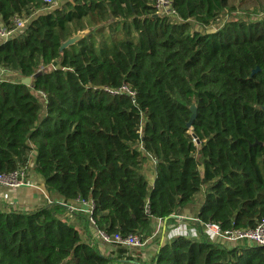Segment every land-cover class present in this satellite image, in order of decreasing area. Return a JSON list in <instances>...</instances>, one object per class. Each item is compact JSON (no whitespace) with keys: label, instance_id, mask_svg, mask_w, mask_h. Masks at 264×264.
<instances>
[{"label":"trees","instance_id":"obj_1","mask_svg":"<svg viewBox=\"0 0 264 264\" xmlns=\"http://www.w3.org/2000/svg\"><path fill=\"white\" fill-rule=\"evenodd\" d=\"M152 3L0 0V22L27 19L0 41V68L19 77L0 81V173L27 166L63 199L0 209V264H264L259 246L201 233L160 232L147 262L121 246L104 254L62 218L68 202L91 200L95 226L78 212L86 225L147 239L199 193L198 229H252L264 217V0H171L173 20ZM121 85L134 96L106 91Z\"/></svg>","mask_w":264,"mask_h":264},{"label":"built area","instance_id":"obj_2","mask_svg":"<svg viewBox=\"0 0 264 264\" xmlns=\"http://www.w3.org/2000/svg\"><path fill=\"white\" fill-rule=\"evenodd\" d=\"M153 13L155 15L163 16L171 20L177 19V14L172 7L171 0H152ZM46 6H51L55 3L54 0H43ZM27 24V19L15 15L11 18L9 24L0 22V41H4L13 35L24 30ZM43 69L40 68V70ZM9 70L0 69V81L6 79V75H12ZM106 91L115 95L117 93L124 92L130 96H134L128 86L121 85L117 88H107ZM32 182L29 179L27 166L20 167L10 172L0 173V186L19 188L22 186H31ZM94 204L91 200L76 199L74 203L67 206V209L74 212H82L87 215L88 221L91 225L95 226L94 219L91 216ZM197 221V218H179L173 225L163 226L162 220H157V225L153 228V235L150 238L155 237L160 233V229L163 226V236L169 240L171 238L180 236L185 238H197L200 233L203 234L207 240L220 244V245H236L241 242H247L263 248L264 251V217L261 218L254 228L252 229H222L221 226L214 222L201 223V229H198L193 222ZM98 240L105 245L121 246L126 248H139L143 247L148 239H143L136 234H129L127 236H121L117 233L106 234L98 229L95 230Z\"/></svg>","mask_w":264,"mask_h":264},{"label":"crops","instance_id":"obj_3","mask_svg":"<svg viewBox=\"0 0 264 264\" xmlns=\"http://www.w3.org/2000/svg\"><path fill=\"white\" fill-rule=\"evenodd\" d=\"M64 1L65 0H63V2ZM7 76L11 77L12 75H6L5 77ZM15 78L17 79L19 77L15 75ZM5 80L15 81V80L7 79V78ZM150 173H148L147 176H148V179L152 182L154 178L153 166H151ZM29 179H31V182H32L31 186H22L19 188H10V187H5V186H0V209L1 210H10V209L35 210L43 206H46L52 202H59V203L63 202V199L61 196L57 194H47L46 191H44L43 181L39 176L33 175L31 173L29 176ZM202 202H203V196L201 193H199L194 203L189 204L185 206L184 208H182L179 214L175 216L176 221L179 218H193V219L197 218L199 207L201 206ZM71 203H74V201L68 202V205ZM62 218L65 219L68 223L72 224L75 228H77L82 238L85 241H92L96 243L104 254L108 252H112L115 249L114 246L102 244L98 240V236L96 235V231L94 230V227L90 226L89 224L86 225L85 219L82 216H80V213L78 212L72 213L68 210L62 215ZM156 225H157V221L153 223V227H155ZM167 225H173V224L168 223ZM163 226L160 229L161 234L163 233V230H164ZM153 238L148 239V241L145 244L146 247L148 245L149 246L151 245L149 241Z\"/></svg>","mask_w":264,"mask_h":264},{"label":"rangeland","instance_id":"obj_4","mask_svg":"<svg viewBox=\"0 0 264 264\" xmlns=\"http://www.w3.org/2000/svg\"><path fill=\"white\" fill-rule=\"evenodd\" d=\"M54 1H55L54 4H52L51 6H47L48 10H51L52 8L60 6L62 4V2H63V0H54ZM240 16H243L240 12L222 14V16L219 18V20L216 21L214 24H212V26L208 27V29H209V31H213V30L217 29L219 27V25L221 26L224 21H227V20L233 19V18H239ZM244 18H245V16H244ZM253 18H254V16H253ZM194 26H197V25L194 24ZM196 28H198V27H196ZM78 35L80 36L81 33H79ZM75 37H77V36H75ZM73 38H74V36H73ZM13 75L14 74H12L11 77L7 76L6 78L10 79V80H15L16 79L15 75L14 76ZM151 166H152V163H151V161H149L146 164V167L144 169V171L147 173V175H148V173H150ZM27 171H28V176H30V174L32 172L30 170H27ZM32 174L35 175L34 173H32ZM30 181H31V179H30ZM157 246H158V241H154V242L151 243L150 246H147V247L144 246V247H139V248H130L129 249V253L130 254L132 253V254H134V256H138L139 258H141L142 260L147 262L153 256Z\"/></svg>","mask_w":264,"mask_h":264},{"label":"water","instance_id":"obj_5","mask_svg":"<svg viewBox=\"0 0 264 264\" xmlns=\"http://www.w3.org/2000/svg\"><path fill=\"white\" fill-rule=\"evenodd\" d=\"M86 31H87V30H85V32H86ZM76 36H77V37L74 36V38L71 37V38L67 39L66 41H63V42L61 43V46H60L59 50H62L63 48L67 47L68 45L72 44L75 40H77V39L80 37L79 35H76ZM30 81H31V78H30V77H26V78H22V79H21V83H24V84H26V85H29V84H30ZM189 109H190V111H191V116H190L189 121L186 123V126H187V127H190V126H191V124H192V122H193V119L195 118L196 108H195L194 103H192V104L190 105ZM262 109L264 110V107H262ZM163 222H164V224H165L166 219H164Z\"/></svg>","mask_w":264,"mask_h":264}]
</instances>
